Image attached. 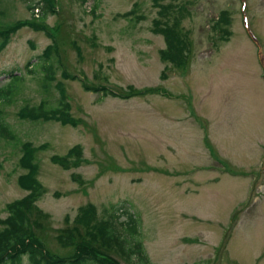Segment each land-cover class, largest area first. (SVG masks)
<instances>
[{"label": "rangeland", "instance_id": "rangeland-1", "mask_svg": "<svg viewBox=\"0 0 264 264\" xmlns=\"http://www.w3.org/2000/svg\"><path fill=\"white\" fill-rule=\"evenodd\" d=\"M29 3L0 0V23L29 18ZM185 5L181 25L193 52L183 70L160 59L164 40L153 29L160 16L152 0H57L45 20L54 38L30 27L11 36L0 50V88L8 72L20 78L10 99H0L1 120L15 136L0 137L2 217L6 203L26 193L18 159L20 142L30 141L46 144L36 152L45 188L37 205L50 216L55 251L62 253L53 229L92 203L122 231L134 215L150 264H264V0ZM222 9L227 41L210 28ZM54 42L47 79L41 54ZM64 72L114 90L154 91L104 97ZM59 84L75 126L18 115L25 104L57 105ZM75 144L82 147L79 166L51 161Z\"/></svg>", "mask_w": 264, "mask_h": 264}, {"label": "trees", "instance_id": "trees-1", "mask_svg": "<svg viewBox=\"0 0 264 264\" xmlns=\"http://www.w3.org/2000/svg\"><path fill=\"white\" fill-rule=\"evenodd\" d=\"M29 1L28 8L31 13L29 18L0 23V50L6 46L12 35L23 27L43 30L54 38L52 28L45 20L48 13L57 12V0ZM152 1L159 7L160 16L153 19V29L160 33L164 40V47L159 50L160 59L167 63L168 68L175 67L180 70L188 68L193 45L189 32L181 25V18L189 12L185 5L188 0L184 3H182L183 0ZM161 1H167V3H161ZM127 13L129 12L124 15ZM228 15V11L222 9L217 17L212 19L210 28L215 38L220 41H227L230 36ZM57 49L54 42L49 44L41 54L47 79L53 78L50 58ZM63 75L79 80L83 89L104 97L109 95L129 99L154 91V88L137 89L131 85L114 90L104 84H89L86 79L83 80L77 75H69L66 72ZM7 76L11 77L8 84L0 88V99L6 101L16 90L11 85L12 81L20 78L14 71L8 72ZM43 85L46 90L48 84ZM58 89L60 97L56 102L57 105H48L46 100L35 105L25 104L20 108L18 115L31 122L56 120L62 124L75 126L77 122L70 114L65 89L61 84L58 85ZM0 137L15 140V136L2 122L1 117ZM20 145L21 155L18 164L23 172L18 176L17 182L26 193L6 203V215L4 217L0 215V264H123L122 261L127 264H150L138 238L137 220L134 215L128 213L127 219L122 222L126 224L122 231L114 222L112 215L98 216L97 209L92 203L81 205L72 219L66 218L63 226L53 229L52 237L62 253L55 251L48 244L47 231L50 216L37 205L45 188L38 178L39 165L36 152L44 149L46 144L34 146L30 141H23ZM82 157V147L75 144L65 154L52 155L51 161L62 168L69 169L79 166L84 161ZM73 178L78 179L76 175H73Z\"/></svg>", "mask_w": 264, "mask_h": 264}, {"label": "bare ground", "instance_id": "bare-ground-1", "mask_svg": "<svg viewBox=\"0 0 264 264\" xmlns=\"http://www.w3.org/2000/svg\"><path fill=\"white\" fill-rule=\"evenodd\" d=\"M7 77H9V76H7Z\"/></svg>", "mask_w": 264, "mask_h": 264}]
</instances>
